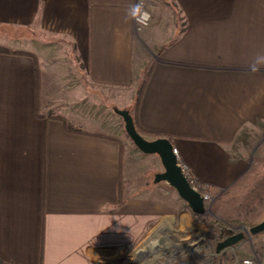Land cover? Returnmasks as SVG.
<instances>
[{
  "label": "crops",
  "instance_id": "0c3cea01",
  "mask_svg": "<svg viewBox=\"0 0 264 264\" xmlns=\"http://www.w3.org/2000/svg\"><path fill=\"white\" fill-rule=\"evenodd\" d=\"M137 1L0 0V46L38 59L36 68L31 57L0 54L5 264H122L141 243H155L166 231L159 247L173 230L177 212L167 202V185L152 186L145 168L136 172L144 154L134 158L118 142L70 133L51 118L64 116L85 132L95 126L99 132L88 133H104L91 125L95 114L72 113L70 105L68 113L54 112L58 100L83 104L86 84L101 101L130 92L131 104L149 74L141 126L171 135L196 181L214 193L231 192L254 159L264 157V63L257 64L264 56V0H145L152 21L136 35ZM21 31L72 46L85 67L72 99L74 82L62 74L60 86L52 87L40 67L48 53L21 46L28 40L16 34ZM29 41L40 49L39 40ZM126 109L129 104L119 110ZM139 176L143 182H136ZM174 202L186 207L182 216L191 214L180 198Z\"/></svg>",
  "mask_w": 264,
  "mask_h": 264
},
{
  "label": "rangeland",
  "instance_id": "374dc122",
  "mask_svg": "<svg viewBox=\"0 0 264 264\" xmlns=\"http://www.w3.org/2000/svg\"><path fill=\"white\" fill-rule=\"evenodd\" d=\"M16 34H20L21 37L28 38V40L23 42L21 46H24L35 54L40 55L43 52L48 53L47 58L43 56L40 57V67L44 78L47 76L50 77L52 87L60 86L61 83L59 82V79L60 76L64 74L66 82H74L71 86L72 89V87L76 84L75 80L78 75L84 74L85 67L83 66V63L78 60L72 46H70L66 41L50 36H44L33 31H21V33L17 32ZM5 35H10V32L5 33ZM1 38H4L2 34H0V40ZM30 39L39 40L38 42L41 44V46H38L40 47L39 50L35 47L34 43L27 44L30 42ZM55 40L57 45H54L52 42ZM45 44L47 45L45 46ZM48 67L52 70L55 67L56 70H53V73L55 74L49 73L50 70H48ZM85 88L86 90L88 89L86 95L87 100H85L86 102L84 101L83 104H81V102L74 104L73 101L75 99L72 98L73 94H75V90L72 89L70 93V98L72 100L69 101L71 104H67L65 101L63 104V102L58 100L55 102V106H53L54 112L56 114L68 113L71 108V112L73 111L72 113L80 112L88 115L95 114L96 118L93 119L91 125L101 126L104 131L103 134L117 139L122 147L126 149L125 151L127 152V155L132 156V154H134L135 156L133 155V157L137 158L139 150H137L133 142L128 138L122 118L116 115L113 111L115 108L120 109L128 104L130 108H133L134 103L132 102L130 104L131 93L119 92L116 95L117 97L107 98L104 96L101 101L99 94L94 95L95 92L93 90H89L87 84ZM61 93H63V97L67 94V98H69V90L65 89V91H62ZM99 104L101 106H96ZM69 105L71 107L68 109ZM97 120L101 121L97 124ZM86 131L99 132L98 127L95 126L87 127ZM262 151H264V147ZM257 158L261 157L257 156L255 159ZM139 159L140 160H137L138 162H135L136 170L138 168L136 172L141 173V171L145 168L146 175L144 176V179L148 178L150 179V184L152 186L156 185L154 184L155 176L164 172L160 158L156 155H141ZM138 181L143 182L141 176L136 178V182ZM164 184L167 185V187L164 188L166 189L164 192L167 195V202L174 204L172 206L176 208L177 212L176 217H171L173 218V230L170 233H167L164 243L159 246L161 247L160 249L158 246H155L152 251L146 254L143 252V249L146 248V242H143L135 249L133 257L131 259L126 258L122 264H215L217 257L215 258L212 255L215 254V249L219 243L232 235L242 233L244 228L250 230L251 228L264 222V207L260 209V214L256 215L254 218L239 217L229 220L224 219L222 216V210L224 209V204L228 201L226 198L231 195V192H215L216 199L213 202H208L206 205L211 213H207L203 216V218L207 219V222L220 232V234L216 235L210 228L207 227L204 223L205 221L200 222L195 218L192 212L190 215L187 214V217L184 215L182 216V213L187 211L186 207L181 209V207L174 202L180 197L168 184L161 183L157 185ZM157 231L158 229L155 232ZM165 232L157 238L154 244L161 242ZM147 241H150V239ZM178 249L182 250V253L179 252ZM155 251L156 253H154ZM253 256H258L260 259L264 260V233L250 238H245L241 243L234 247L233 250H229L219 258H221L225 264H235L237 258L243 259L245 257Z\"/></svg>",
  "mask_w": 264,
  "mask_h": 264
},
{
  "label": "trees",
  "instance_id": "16d2710c",
  "mask_svg": "<svg viewBox=\"0 0 264 264\" xmlns=\"http://www.w3.org/2000/svg\"><path fill=\"white\" fill-rule=\"evenodd\" d=\"M0 54H9L15 56H28L34 59L36 68L38 66L37 57L28 52L24 51H14L7 49L3 46H0ZM163 64H173L167 61H160ZM149 74L145 75L141 82L138 83L137 88L135 90L134 97V106L131 109H126V111L130 112L133 117L136 129L140 135L148 140H154L158 138H167L172 139L171 135L164 133H152L143 129L139 120V110L141 107V102L143 95L146 90V86L148 83ZM51 118L61 121L64 124L66 131L70 133H83L92 137L103 138L109 141H114L120 143L114 137L107 136L103 133H88L81 129L75 127L69 119L64 116H51ZM128 136V135H127ZM129 138V137H128ZM130 139V138H129ZM195 188L199 191L203 190L204 185L199 182H195L193 184ZM121 192V187H120ZM231 195H229L226 199L228 200L224 204V209L222 210V216L224 219H233V218H254L256 215L260 214V209L264 207V157L254 159L251 168L246 173V175L238 181L236 186L232 189ZM196 219L200 222L205 221L204 223L208 228L212 230L214 234H220L211 224L207 222V219L194 215ZM0 264H5L0 260ZM215 264H225L221 258L217 257Z\"/></svg>",
  "mask_w": 264,
  "mask_h": 264
},
{
  "label": "water",
  "instance_id": "95a60500",
  "mask_svg": "<svg viewBox=\"0 0 264 264\" xmlns=\"http://www.w3.org/2000/svg\"><path fill=\"white\" fill-rule=\"evenodd\" d=\"M114 113L122 118L128 137L142 154L157 155L160 158L164 172L155 176L154 184H168L177 192L181 200L187 204L193 215L203 217L207 213H211L202 195L192 187L184 176L182 169L178 166L172 141L167 138L148 140L138 133L130 112L115 108ZM262 233H264V222L250 230L244 228L242 233L232 235L219 243L215 249V254L212 256L220 257L229 250H233L245 238ZM145 244L146 248L143 249V252L146 254L155 247V244L151 241H146Z\"/></svg>",
  "mask_w": 264,
  "mask_h": 264
},
{
  "label": "built area",
  "instance_id": "2783aa9c",
  "mask_svg": "<svg viewBox=\"0 0 264 264\" xmlns=\"http://www.w3.org/2000/svg\"><path fill=\"white\" fill-rule=\"evenodd\" d=\"M151 21H152V13L148 9L146 1L138 0L136 3L135 18H134L136 35H139L144 29L149 27ZM174 154L177 158L178 166L182 169L184 176L187 178V180L192 185V187L202 195L206 205L208 202H213L216 199V196L215 193L213 192L212 187L208 185H204L202 191H199L197 188H195L193 184H195L196 179L191 174L190 168L184 163V161L180 156L179 151L176 148H174ZM235 264H264V260L260 259L258 256H253L244 259L237 258Z\"/></svg>",
  "mask_w": 264,
  "mask_h": 264
},
{
  "label": "clouds",
  "instance_id": "9594fccd",
  "mask_svg": "<svg viewBox=\"0 0 264 264\" xmlns=\"http://www.w3.org/2000/svg\"><path fill=\"white\" fill-rule=\"evenodd\" d=\"M259 63H264V56L259 57V58L257 59V64H259ZM256 70H257V68H256L255 66H253V67H252V71H256Z\"/></svg>",
  "mask_w": 264,
  "mask_h": 264
},
{
  "label": "bare ground",
  "instance_id": "6f19581e",
  "mask_svg": "<svg viewBox=\"0 0 264 264\" xmlns=\"http://www.w3.org/2000/svg\"><path fill=\"white\" fill-rule=\"evenodd\" d=\"M178 251L182 253V250L178 249Z\"/></svg>",
  "mask_w": 264,
  "mask_h": 264
}]
</instances>
